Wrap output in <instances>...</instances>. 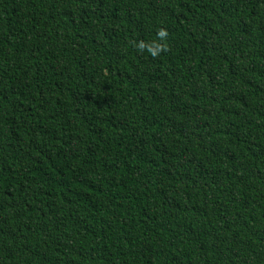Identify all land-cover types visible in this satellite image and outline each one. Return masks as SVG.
Segmentation results:
<instances>
[{
  "label": "trees",
  "instance_id": "trees-1",
  "mask_svg": "<svg viewBox=\"0 0 264 264\" xmlns=\"http://www.w3.org/2000/svg\"><path fill=\"white\" fill-rule=\"evenodd\" d=\"M0 264H264V0H0Z\"/></svg>",
  "mask_w": 264,
  "mask_h": 264
},
{
  "label": "clouds",
  "instance_id": "clouds-1",
  "mask_svg": "<svg viewBox=\"0 0 264 264\" xmlns=\"http://www.w3.org/2000/svg\"><path fill=\"white\" fill-rule=\"evenodd\" d=\"M168 36L167 29L165 28H160L157 31V37L159 40H164L166 41V38ZM137 50L140 52H143L144 50H147V52L153 57H157L161 54V52H166L168 50L167 43H158L156 41H153L149 44H146L144 41H140L137 45Z\"/></svg>",
  "mask_w": 264,
  "mask_h": 264
}]
</instances>
